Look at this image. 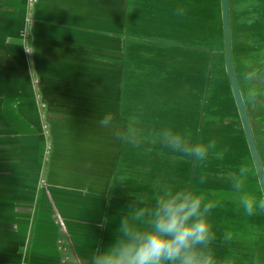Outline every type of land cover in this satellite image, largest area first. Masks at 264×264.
Returning <instances> with one entry per match:
<instances>
[{"label":"rangeland","instance_id":"obj_1","mask_svg":"<svg viewBox=\"0 0 264 264\" xmlns=\"http://www.w3.org/2000/svg\"><path fill=\"white\" fill-rule=\"evenodd\" d=\"M160 3L153 0L150 21L149 0H72V28H39V37H28L37 49L29 68L45 130L51 138H71L66 163L97 184L94 194L108 186L109 196L151 203L158 187L197 192L198 184L205 200L220 202L213 211L220 218L216 235L232 237L217 246L229 251L219 264H264V213L245 215L230 180L247 163L253 171L246 191L264 196L227 77L221 28H192L198 0H171L168 18L182 27L160 28ZM78 5L97 14L80 13ZM106 114L131 142L99 126ZM163 128L192 143L215 140L216 147L206 160L181 159L159 143ZM253 128L264 164V121Z\"/></svg>","mask_w":264,"mask_h":264},{"label":"crops","instance_id":"obj_2","mask_svg":"<svg viewBox=\"0 0 264 264\" xmlns=\"http://www.w3.org/2000/svg\"><path fill=\"white\" fill-rule=\"evenodd\" d=\"M68 1L67 5L66 0H0V264H85L94 249L114 242L123 214L140 204L109 196L108 186L102 195L94 194L97 184L91 185L81 168L72 172L67 164L72 158L66 147L71 138H51L45 130L44 103L37 99L34 74L29 71L35 54L24 50L25 32L32 21V38L40 36L39 28H72V0ZM159 1L161 17L156 24L181 28L183 23L168 18L171 0ZM149 5L154 21L153 0ZM74 9L97 14L83 5ZM195 10L192 28H221L226 67L222 0H198ZM229 19L233 65L253 130L254 121H264V94L253 103L246 100L240 60L264 51V0H229ZM193 174L200 177L196 169ZM213 211L212 226L220 221ZM219 235L213 245L217 258L229 253L217 248L225 241Z\"/></svg>","mask_w":264,"mask_h":264},{"label":"clouds","instance_id":"obj_3","mask_svg":"<svg viewBox=\"0 0 264 264\" xmlns=\"http://www.w3.org/2000/svg\"><path fill=\"white\" fill-rule=\"evenodd\" d=\"M176 14L183 15L184 9H177ZM32 28L33 21L26 28L23 45L29 55L37 51L28 39ZM29 71L35 73L31 67ZM240 77L249 103L264 94V51L251 58H241ZM97 123L100 127L112 128L117 139L131 142L127 131L115 125L111 114L104 115ZM158 138L164 148L181 159L206 160L216 147L215 140L192 143L172 128L161 129ZM223 155V152L216 153L219 159ZM252 171L247 163H241L230 173L233 193L247 216L264 213V196L257 197L246 191ZM140 204L123 214L114 242L106 248L94 249L85 264H219L213 247L217 235L209 221L213 209L220 206L219 201L205 200L192 189L158 187L151 203L140 201ZM224 239L231 240V234H225Z\"/></svg>","mask_w":264,"mask_h":264},{"label":"water","instance_id":"obj_4","mask_svg":"<svg viewBox=\"0 0 264 264\" xmlns=\"http://www.w3.org/2000/svg\"><path fill=\"white\" fill-rule=\"evenodd\" d=\"M222 9H223V23H224V48H225L226 71L238 107L240 119L246 134L247 142L254 161V165L258 173V178L261 184V188L262 190H264V165L257 147V143L252 130L247 108L242 96L239 81L237 79L233 65V48H232L231 28H230V19H229V0H222ZM263 195H264V191H263Z\"/></svg>","mask_w":264,"mask_h":264},{"label":"bare ground","instance_id":"obj_5","mask_svg":"<svg viewBox=\"0 0 264 264\" xmlns=\"http://www.w3.org/2000/svg\"><path fill=\"white\" fill-rule=\"evenodd\" d=\"M238 108V107H237ZM245 132V131H244Z\"/></svg>","mask_w":264,"mask_h":264}]
</instances>
